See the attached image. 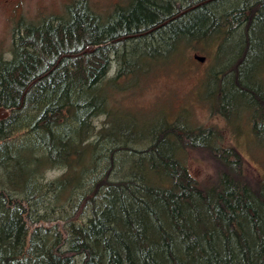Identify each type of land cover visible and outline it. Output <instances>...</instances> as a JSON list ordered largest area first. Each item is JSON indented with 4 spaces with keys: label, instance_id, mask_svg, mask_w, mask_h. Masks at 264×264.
<instances>
[{
    "label": "rangeland",
    "instance_id": "374dc122",
    "mask_svg": "<svg viewBox=\"0 0 264 264\" xmlns=\"http://www.w3.org/2000/svg\"><path fill=\"white\" fill-rule=\"evenodd\" d=\"M255 6L257 16L234 15ZM77 18L94 37L66 34L65 22ZM127 28L131 34L112 40ZM81 35L89 39L84 56L58 50L79 48ZM42 43L47 62L67 59L25 95L20 112L0 119L16 121L5 131L14 135L25 178L17 190L6 187L0 166V192L24 202L29 217L0 196L6 252L46 264L54 253L77 250L97 219L120 216L125 206L149 220L150 247L162 264H264V184L259 193L239 190L243 196L224 212L219 194L194 190L218 176L197 148L203 145L239 153L244 181L264 183V0H0V57L12 62ZM67 102L76 110L44 124L47 106L64 110ZM71 149L80 155L66 160ZM184 169L191 188L177 185ZM163 188L185 197L167 203L157 195ZM202 218L222 225L204 235ZM113 234L104 237L105 264H131ZM74 253L57 264H84L85 255Z\"/></svg>",
    "mask_w": 264,
    "mask_h": 264
},
{
    "label": "trees",
    "instance_id": "16d2710c",
    "mask_svg": "<svg viewBox=\"0 0 264 264\" xmlns=\"http://www.w3.org/2000/svg\"><path fill=\"white\" fill-rule=\"evenodd\" d=\"M141 4V3H139ZM260 12L259 7H246L243 9H238L234 15L240 17H254L257 16ZM150 14L143 19L150 18ZM77 20L74 23V20L70 19L66 21L67 28L65 29L66 34H72L75 36L74 30L79 29L80 31H86L89 33L87 37H94L93 34L90 33V27H87L89 23H86L82 19ZM123 19V18H122ZM230 18L226 19L228 23H230ZM71 21V22H70ZM89 22V21H88ZM64 23V24H65ZM217 23V22H215ZM77 27V28H76ZM129 28L125 29L123 33L115 35L112 37V40H117L122 35L131 34L132 31ZM84 37H86L84 35ZM84 39V38H83ZM49 42H51V38ZM80 42L79 48L73 47V49L65 48L62 44L58 45V50L65 55L69 56L70 58H79L84 56L80 55V52L83 50V44H85L89 39L82 40V35L78 39ZM60 43V42H59ZM47 44V43H46ZM45 44V45H46ZM43 43L39 46H32L34 52H26L24 55L16 59L15 61H4L3 58L0 57V106H5L9 108L10 113L13 118V114H17L20 112L25 105L24 97L25 95H29L32 90L39 84H42L46 79L52 76V74L65 62L67 56L57 63L51 64V62H47L45 59V55L42 53L46 50V46ZM48 45V44H47ZM81 46V47H80ZM181 45H177L175 51L177 52V48ZM180 49V48H179ZM219 51H222L221 45L219 46ZM184 50V49H183ZM29 51V50H27ZM175 52V53H176ZM237 60L241 62L244 59V56L239 57ZM55 68V69H54ZM54 69V71H52ZM217 91V90H216ZM223 90L220 89L219 91L213 94H217L216 98L218 103H220ZM69 101V100H67ZM64 110H57L52 108V106H47L48 113L44 116V124H48L50 121H64L67 117L69 111L73 112L76 108L73 107L72 103L67 102L64 104ZM264 109V107H263ZM11 118V119H12ZM262 121L264 122V111L262 115ZM18 122V120H17ZM16 121L11 122L8 126L1 123L0 125V166L3 167V171L6 175V183L5 186L11 187L14 189H19L20 185L22 187L24 176L20 172V161L19 157L13 152V148L15 147L16 140L14 139L13 134H9L6 131L12 130V127H15ZM41 125V123L39 124ZM6 127V128H5ZM264 127V126H263ZM175 129V128H174ZM173 129V130H174ZM6 130V131H5ZM263 132V129L255 128L256 134ZM171 132V131H168ZM174 132V131H173ZM169 134V133H165ZM198 150L205 154L208 158H210L217 167L218 176L217 179H214L212 183L207 186L206 188L195 186L194 190L201 194L205 195L204 193L210 194H219L221 199L219 201V205L221 207L220 210L224 212V209L229 208L228 203L235 202L238 196H243V194L239 191H246L247 189H253L254 192L259 193L261 188L263 187L262 183H256L258 187H251V182L244 181L245 178L242 174V159L239 153L237 152H225L223 150H219L218 148L212 145H203ZM74 155H80V153L76 149H71L70 152L64 155L65 159L68 160L72 158ZM170 159L166 158V165L168 166ZM195 184V181L190 176L187 170H182L180 172V176L178 178L177 185L181 187H188L191 188L192 185ZM209 187V188H208ZM9 190V189H8ZM151 191V189H150ZM237 191L239 193H237ZM230 195V198L227 200L224 198V195ZM157 195L162 198L165 202L171 203L175 205V202L178 201L179 197H185L183 191L175 192L172 189L163 188L159 189ZM0 196L4 197L6 203L8 205L18 206L21 207L22 211L24 212L23 217L25 221L28 222L29 217L26 214L28 212V206L21 202L19 199L12 197V195L5 190L0 192ZM187 197L186 199H188ZM187 201V200H186ZM227 207V208H226ZM215 209V208H214ZM221 212V211H220ZM122 214L119 216L117 214L111 215L110 218H100L97 219V222L94 225V230L92 233L88 234V238L79 245L77 250L71 249L68 253L73 255L75 254H84V264H105L109 263L105 255V247L106 245L103 244L104 237L107 232L111 231L114 233L113 235L119 240V242L123 245L124 249L127 251L128 260L131 264H162V260L160 257L154 254L153 249L150 247V223L149 220L145 217L144 213L131 210L128 211L123 206ZM222 215V214H220ZM217 218V217H215ZM224 218V217H222ZM221 218V219H222ZM200 221V226L197 229L204 235H209L211 231V227H219V221L215 225L214 222L208 220L207 218L198 219ZM224 221V220H223ZM212 222V223H211ZM223 223L222 221H220ZM151 234L155 235L154 232ZM87 233H81V236H85ZM2 236H0V263L2 264H26L29 262L26 255L23 256H16V253H8L5 250V244L2 243ZM103 245V247H102ZM16 246V244H15ZM16 248V247H10ZM8 248V249H10ZM100 251L99 254L97 251ZM102 250V251H101ZM69 254H59L54 253L52 256L54 259H47L46 264H57L59 255H68ZM56 256V257H55ZM113 259H116V255L112 256ZM188 262H191V255L188 253L185 255ZM176 260V259H175ZM119 263V262H118ZM176 263V262H175ZM65 264V262H63ZM115 264L116 261H115ZM165 264V263H164Z\"/></svg>",
    "mask_w": 264,
    "mask_h": 264
},
{
    "label": "water",
    "instance_id": "95a60500",
    "mask_svg": "<svg viewBox=\"0 0 264 264\" xmlns=\"http://www.w3.org/2000/svg\"><path fill=\"white\" fill-rule=\"evenodd\" d=\"M93 46H89L85 51L93 50ZM195 58L201 62L205 61V56H200L198 54H195ZM10 113L9 108H0V119L4 116L8 115Z\"/></svg>",
    "mask_w": 264,
    "mask_h": 264
}]
</instances>
